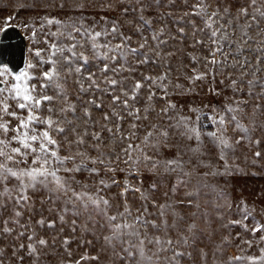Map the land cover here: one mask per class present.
<instances>
[{
  "label": "snow or ice",
  "instance_id": "1",
  "mask_svg": "<svg viewBox=\"0 0 264 264\" xmlns=\"http://www.w3.org/2000/svg\"><path fill=\"white\" fill-rule=\"evenodd\" d=\"M101 6L131 16L125 23L141 42L133 46L116 18L97 25L42 16L38 26H21L33 45H43L31 49L34 61L14 71L0 60V237L27 241L11 245L12 258L45 264L43 257L55 253L45 251L49 240L35 228L55 229L59 222L60 233L68 227L71 234L60 241L69 258L61 264H264V223L257 219L264 207L257 213L243 197L234 202L224 179L244 171L234 163L240 145L251 150L264 140L258 135L264 133V0H112ZM14 20L5 18L0 35L17 26ZM169 20L177 35H170ZM186 27L190 47L207 52L177 49L197 65L192 75L176 69L177 81L182 76L188 87L172 82L177 52L164 51L170 40L189 39ZM149 64L160 73L139 71ZM220 76L222 88L208 89L223 97L220 105L186 102L185 112V104L171 98L192 95L197 81L211 77L214 85ZM157 101L164 103L157 108ZM93 109L102 117L94 118ZM261 156L254 151L251 164ZM117 172L125 174L123 181ZM113 187L120 191L111 194ZM45 210L56 219H47ZM236 226L261 235L253 240L228 232L214 239ZM78 230L80 244L95 247L82 239L90 235L99 247L96 255L85 252L73 261L68 246ZM234 239L240 243L233 245ZM254 245L258 254H249ZM231 246L238 255L227 253ZM5 259L0 248V264Z\"/></svg>",
  "mask_w": 264,
  "mask_h": 264
},
{
  "label": "rangeland",
  "instance_id": "2",
  "mask_svg": "<svg viewBox=\"0 0 264 264\" xmlns=\"http://www.w3.org/2000/svg\"><path fill=\"white\" fill-rule=\"evenodd\" d=\"M112 0H0V28L4 27V20L5 18L9 16H15V20L12 21L13 24H17L19 26L24 25L25 23H32L35 22L37 26L40 23L39 17L42 16H52L57 17L60 19H66L68 17L72 18H79L83 19L88 24L96 23L97 25L101 23L111 22L114 18L118 19L120 24L122 25L123 31L126 35H132V44L133 46H137V44L140 41V37L138 35H133L131 30L129 29L128 25L125 23L126 20L132 19L131 16H121L120 15V8L116 7L113 10H109L106 7H102L101 5H107L108 3H111ZM191 2H195V0H191ZM63 3L64 8L61 9L59 5ZM83 3L85 6L81 9L76 7L77 4ZM177 4L179 5V0H177ZM20 5H25L26 7H20ZM163 11H168V9H163ZM173 12L175 15L181 14V8L177 7L176 9H173ZM196 19V18H194ZM196 24L200 25L201 21L199 19H196ZM168 25L170 28H172V32L170 35H177L175 32L176 25H173L171 20L168 21ZM161 24L153 22V27H160ZM184 26V25H179ZM54 27V26H53ZM23 31L27 35V62L34 61V56L32 54L31 49L34 46H43V45H33L31 40L29 39L30 32L28 29H24L21 27ZM185 31L189 34V39H185L183 43H177V41H169V45L164 47V51H172L177 52V49H183V52H194L198 55H204L207 56V52L203 51V49L200 46H197V48L193 49L190 47L191 43V29L185 28ZM145 35H148L147 32H145ZM39 36V34H38ZM179 39V37H178ZM118 42V41H116ZM183 52H177L176 56L172 58L171 63L173 65V72H172V82L173 83H181L185 87H188V81L185 80L182 76L177 81V76H179V72L176 71V69L179 67L181 71L187 72L188 75H192L190 69L196 68L197 65L192 63L189 58L183 54ZM181 62L183 67H181ZM200 71H204L203 65L201 64ZM140 72H143L145 74L150 75H157L160 73L161 68L157 67L154 64L145 65L139 68ZM136 79H141L139 75L135 77ZM223 76H220L215 81V84L213 85V82L211 80V77H209L206 81H197L195 85V91L192 95L185 96L183 99L172 96L171 98L173 100H177L179 103L185 104V112H187V103H191L193 106L199 105L200 107H203L205 104L209 105H220L223 102V97H216L213 96L211 93L208 92V89L210 87H215L217 89H221L222 85L220 84V79H223ZM227 83V81H225ZM69 91H74V86L72 84H69ZM51 94V93H50ZM143 95L146 97L147 92L144 91ZM225 96L231 95L230 92H225ZM87 99V97H85ZM110 97H105V100H109ZM187 102V103H186ZM163 101H157L156 107L159 108L163 105ZM139 106V105H137ZM103 113L96 111L93 109V116L94 118H100L102 117ZM247 123V121H245ZM207 130H212L211 128ZM229 134H232L231 128L229 129ZM106 135V134H105ZM261 137H264V133L258 134ZM239 151L235 153V160L234 163L238 164L241 169L244 171L234 173L233 175L229 177H225L224 179L228 181L226 187L231 193V196L233 198V201L237 200L240 197H243L246 199L247 203L249 205L255 204L256 205V211L259 213V210L261 207H264V196H261L259 199H257V194L264 192V140H262V143L258 148H252L249 150V148L240 145ZM261 151L262 156L258 158L259 163L257 165L251 164L252 159V153L254 151ZM92 155H97V153L93 152ZM247 157V159H245ZM231 162V161H230ZM253 173H256V175H253ZM101 175L103 176L104 173L101 172ZM115 177L119 181H123L125 178V174L123 172H117L115 174ZM80 179H83V176L79 177ZM133 183H135V180L133 179ZM222 186L223 182H221ZM147 184L145 183V187ZM120 191L119 188L113 187L112 193L115 194ZM158 195V194H157ZM129 203L133 205L135 208L138 206V202L131 199V194H129ZM119 199V198H117ZM37 207H40L39 201H37L36 204ZM28 213H25V216H27ZM43 215L47 219H56L55 214H49L46 210L44 211ZM40 213H36V215L32 218L31 223L33 226H35V221L37 218H39ZM4 217H7V213L4 214ZM232 219H236V216H232ZM257 219L260 220L261 223H264V216L257 215ZM25 221L22 219L21 223H24ZM253 226V222L249 221V227ZM0 227H2V224H0ZM9 227H13L12 224H9ZM61 224L57 222L55 229H48L47 227L40 228L36 227L35 230L38 232L40 237H43L45 239L49 240V249H46L45 251L48 252H54L55 255H47L43 257V260L45 261V264H61V261L69 259L67 257V254L64 253L63 248L60 247V241L65 236L70 237V230L68 227H64V230L62 233H60ZM215 227V225H214ZM228 232H231L233 237H235L236 233H241L242 237L245 239H253L255 240L258 238L261 234L257 233L256 238H254L250 233L243 232V230L239 227H233L228 230H222L220 235L214 237V239L219 240L221 235H227ZM15 234V233H14ZM59 234V238L56 239V246L55 248L51 247V241L52 238L57 236ZM77 241L74 243H71L68 247L71 249L73 255L71 259L74 261L79 258V256L85 254L87 252L89 255H96L97 254V248L99 247L98 244H96V241L94 238L90 235H85L82 237L83 240H92L95 247L88 246L87 244H80V233L79 230L77 231ZM27 243L25 238H21L20 241H14L12 236L7 237V239H4L0 237V248L6 249V259L4 261V264H18V262L12 258V251L13 247L11 245L15 244L18 246L19 243ZM239 239L233 240V245L239 244ZM245 247H247L245 245ZM227 253L230 255H238L239 250L235 246H231L227 248ZM256 253L257 249L254 245V247L250 250V253ZM19 255H25L24 251L21 250ZM101 260H103V257H101ZM24 264H30V261L26 258L24 261ZM85 264H95L94 261H88L85 262Z\"/></svg>",
  "mask_w": 264,
  "mask_h": 264
},
{
  "label": "water",
  "instance_id": "3",
  "mask_svg": "<svg viewBox=\"0 0 264 264\" xmlns=\"http://www.w3.org/2000/svg\"><path fill=\"white\" fill-rule=\"evenodd\" d=\"M0 60L7 63L14 71L25 66L27 35L21 26L9 27L6 32L0 35Z\"/></svg>",
  "mask_w": 264,
  "mask_h": 264
}]
</instances>
